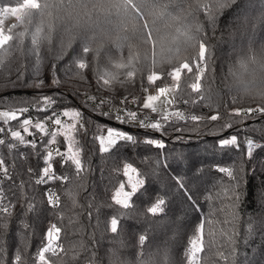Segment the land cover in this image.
<instances>
[{
  "label": "trees",
  "instance_id": "16d2710c",
  "mask_svg": "<svg viewBox=\"0 0 264 264\" xmlns=\"http://www.w3.org/2000/svg\"><path fill=\"white\" fill-rule=\"evenodd\" d=\"M22 2L0 0V7ZM212 3L213 0H72L57 5L51 15L60 36L53 34V54L65 29H73L77 41L64 57L55 61L44 58L42 49L41 89L26 87L36 79L32 51L35 46L31 44L38 24L36 10L25 9L10 25L9 34L14 39L0 48V56L7 60L0 68V110L27 107L29 112L17 121L0 122V127L5 128L0 138L4 139L7 131L18 129L26 140L35 139L37 143L33 148L4 139L5 145H0V155L11 175V179H4L0 174L3 203L12 205L10 215L0 213V220L7 223L0 234L7 264H13L14 249H26L27 264H42L38 252L49 244L50 225L61 231L54 233V251L45 253L44 264H83L79 255L82 242L94 246L97 255L104 258L103 264H108L107 254L113 248H118L121 258L129 264H137L138 252L147 258L156 253L158 246L166 247L169 264H232L230 243L223 234L232 232L235 264H264V133L259 131L264 121L254 125L256 132L249 128L242 133L238 129V138L247 135L261 145L252 157L247 156L243 142L239 148L220 146L218 136L228 129H222V125L236 119L225 109L246 108L250 103L243 85L264 79V74H257L258 69L264 73V0H237L220 12L214 29L206 19L209 10L203 8ZM197 24L209 37L205 43L211 56L206 53L203 60L198 58L196 42L189 39L196 35ZM21 32L23 45L19 43ZM80 39L86 41L87 54L82 53ZM253 56L254 62L249 59ZM80 58L88 64L87 68L79 69L73 64L74 59ZM242 58L249 60L246 68L241 65ZM182 62H188L193 73L197 64L207 67L200 79L199 93L190 87L195 82L193 74L182 71L175 108L186 115L205 118L218 112L221 119L176 121L172 127L166 125L163 135L141 127L134 129L115 119L119 106L124 107V115L127 110L139 111L145 86H173L176 82L168 73ZM152 72L159 73L161 79L149 82L147 76ZM18 73L23 74L22 81H17ZM54 75L57 84L52 82ZM101 79L111 84L104 85ZM55 94H60V99L53 107L61 113L62 124L50 129L45 117L51 115V110L41 112L39 108L43 107L42 96ZM125 98H135L137 102L129 106L122 103ZM179 98H183L182 104L178 103ZM101 101L108 103L101 105ZM65 109L79 110V122L71 116L64 117ZM25 118H31L33 125L43 121L48 134L40 133L34 126H30L34 136L25 133L21 127ZM73 123L75 130L68 128ZM185 126V131L174 130ZM109 127L126 129L136 142L118 141L108 152H101L97 137ZM58 129L55 142L49 143L51 134ZM148 139L162 141L164 147L144 143ZM8 143L17 145L11 153ZM69 143L80 154L83 168L79 174L70 161L62 163V157L55 154L57 149L66 152ZM50 149H54V175L67 179L38 184L46 166L43 158ZM127 164L136 169L144 183L124 208L115 203L113 196L121 183L129 188L125 184ZM221 167L232 168L235 178L221 173ZM241 167L243 171L238 174ZM173 177L183 178V189ZM234 184L239 185L236 191L240 194L235 222L230 215L235 197L230 191L225 194ZM70 190L74 197L68 195ZM50 194L56 196L54 203L49 202ZM157 198L166 201L163 212L148 213L147 208ZM114 216L118 219L115 234L110 231ZM201 223L203 250L193 259L188 249L191 239L200 235ZM216 227L218 232H214ZM140 235L146 236L142 246Z\"/></svg>",
  "mask_w": 264,
  "mask_h": 264
},
{
  "label": "snow or ice",
  "instance_id": "6c2138e0",
  "mask_svg": "<svg viewBox=\"0 0 264 264\" xmlns=\"http://www.w3.org/2000/svg\"><path fill=\"white\" fill-rule=\"evenodd\" d=\"M72 0H23L22 3H18L16 6H3L0 7V48H3L5 45H8L9 42L13 41L14 37L12 34H5V30L3 28V24L5 22V18L11 15L12 17L19 18L20 14L25 9H32L36 10V14L38 15V24L35 28V32L32 34L31 44L34 45V49L32 50L35 54V66L33 69V74L36 77L29 85H26V87H34L37 89L43 88V79L41 78V63H42V56L41 51L43 49L44 52V58H50L52 60H59L62 57H64L68 51L73 47L74 42L77 41V34L73 31V29H65L63 31V38L60 39L59 48L56 50L55 54H53L52 47H53V34L55 33L58 37L60 36V30L57 29L54 23V18L52 17L51 13L52 10L57 7V5L63 4V3H70ZM237 0H213V3L211 6L208 4H204L203 8L209 10V15L207 16V21L211 24L213 29L215 28L216 20L218 18V15L220 12H222L224 9H227L231 7L233 4H235ZM200 5L197 4V9L199 12ZM52 21L51 23L49 21ZM29 22H31L29 20ZM20 40L19 43L21 45L24 44V33L21 32L19 34ZM189 39L196 42L195 46H198V58L203 60L206 56V53L208 56H211V52L209 50V45L205 43L206 40L209 39L204 34L203 26L200 24H197L196 26V35L195 36H189ZM82 45V53L87 54L88 53V47L86 44V41L83 39L79 40ZM249 46L251 48V40L249 42ZM261 51L264 52V45L261 46ZM251 61H255L256 57L253 56L249 58ZM249 60L243 59L241 60V65L243 67H247ZM7 63L6 57L0 56V68H3L4 65ZM73 64L75 66H78L79 69H85L88 67V64L85 62L83 58L80 59H74ZM207 67V65L201 66L199 64L196 65V72L193 73V67L190 66L188 62H182L179 67H175L173 71L169 72L168 75L176 82L172 87H159L156 94H148L146 96V99L140 106L139 111H132L127 110L125 113V116L122 118L120 116V111L123 109H117V112L115 114V119L121 123L126 124H138L141 128L144 129H150L157 132H160L161 135H163L166 131V125L168 127H172L175 125L176 121H185L190 120L193 122H207L210 121H217L221 119L220 114L217 112L214 115H211L210 117H201L197 115H186L185 112L177 110H169V106H171L174 103L175 96L174 93L176 92V89L179 87V81L181 79V74L183 70H187V73H192L194 81L191 83L190 87L193 92L199 93L201 90V84L200 79L204 75V70ZM261 67L264 68V63L261 64ZM53 70L55 69V63L52 64ZM23 74L18 73L17 75V81H22ZM161 79V75L157 72H152L150 75L147 76V80L151 83H154L156 80ZM102 80V79H101ZM104 85L111 84V81L109 80H102ZM53 84L59 83V81L55 78V75L53 76ZM16 82H12V87L15 88ZM245 92H251L252 89L245 88ZM264 95V93H262ZM0 99H3L0 97ZM60 99V94H55V96L52 95H44L41 98V101L43 103V107L39 108V111L41 112H48L51 110V115H48L45 117L46 120L52 121L54 125L60 126L62 124V120L60 118V114L54 109V105L57 103V100ZM91 99H95L92 97ZM136 103L137 101L135 98H133L131 101H129L127 98L122 101V103ZM108 101H101L100 104H106ZM187 103V101H185ZM232 103H235V101H232ZM148 110V111H145ZM225 111L228 113L230 117H234L236 119L231 120L230 122H226L224 125H222L223 128H232L233 124H241L243 127L240 128V132L247 133L248 129L251 128L253 132H256L258 129L254 127L258 122L264 121V105L258 106V107H246V108H232L231 110H228L227 108ZM29 112V108L24 107L20 109H9L7 111H0V122H3L4 124H7L11 121H17L21 116H23L25 113ZM152 114L156 115V119L152 120ZM257 116L256 120H252L251 117L253 115ZM64 117L71 116L74 121L79 122V119L81 118V112L79 110H67L65 109L62 113ZM105 115H111V113H106ZM143 117V118H141ZM145 121H149L146 123ZM30 126H34L35 129H37L40 133L47 135V129L45 126V123L43 121H38L33 125V120L31 118H25L21 122V127L23 128V131L27 133L28 135L34 136L35 133L30 130ZM68 128L71 130L76 129V124H70L68 125ZM175 131L181 132L187 130V126H185L184 129H180L178 127L174 128ZM195 130V129H194ZM107 135H100L97 137L100 144V151L101 152H108L112 146L117 144L118 141H127V142H136V137L133 135L117 130L115 128H107ZM260 132L264 133V126H262L259 129ZM5 132L4 127H0V134ZM59 134V129L57 132H53L51 134V140L49 143H54L56 140V136ZM10 136L13 138V140L18 141L20 144H29L33 148H35L37 141L35 139L32 140H26L25 136L22 135L21 131L16 130L12 131L10 130ZM179 138V137H177ZM264 139V136L261 137ZM241 142L246 145V154L248 157H252L254 150L261 147L260 144L256 143L252 138H249L247 135L243 137H239L236 134L230 135V137L221 139L219 141L220 146H235L236 148L240 147ZM144 143H147L149 145H156L158 148L164 147V144L162 141L156 140V139H148L145 140ZM0 145H5V140L0 138ZM17 145L15 143H8L7 144V150L9 153H11ZM44 148L47 149L48 145L45 144ZM57 156L62 157V163L71 162L75 169L77 170V174L80 173V171L83 168L79 151H73V146L71 143H69L67 151L66 152H60L58 149L55 153ZM44 162L46 164L45 167L42 169V175L40 179L36 181L38 184L47 183L48 180H65L67 177H57L54 175V169L51 161L53 160V151L48 150L46 151V155L44 156ZM29 172L32 170L29 168ZM131 172H136V169L133 168L131 164L125 165V174L127 175ZM219 171L221 173H226L228 177L235 178L234 172L232 168L227 167H221L219 168ZM243 171L242 167L237 169V173H241ZM0 174H2L4 179H11V175L9 173L8 167L5 166V159L2 155H0ZM177 181V185L179 188H184L183 178L182 177H173ZM131 181V178H130ZM144 182L142 180H136L134 183H131V191H125L124 190V184L121 183L119 190L116 191L115 195L113 196V199L117 205H123L124 208H127L129 206V198L131 195H133L138 187L142 185ZM239 187L238 184H234L230 189L225 191V194L227 195V192L230 191L233 196L235 197L233 204L230 205L232 208V212L230 215L232 216L233 222H235L238 219V213L235 211L236 201L239 200L240 194L237 193L236 189ZM69 196L75 195V193L70 190L68 192ZM3 192L0 190V213L4 214L6 217L7 215L11 214L12 205L4 204L3 203ZM49 202L54 203L53 195H49ZM166 204V201L164 198H157L156 202L151 206L147 208V212L150 214H157L163 212V206ZM31 207V206H29ZM111 233L115 234L118 231V219L114 216L111 218ZM7 223L6 220H0V234H2V231L6 229ZM25 227H27L25 225ZM203 228L204 225L201 223L199 225V231L200 235L193 237L190 241V248L188 249V254L195 259L196 254L201 252L203 250ZM251 228V226H250ZM60 228H57L55 225H50L47 235L49 238V244L48 246L44 247L42 250L38 252L39 260L44 264L45 262V253L54 251L53 245H52V239L54 233L59 234ZM227 236V239L230 243V251L229 256L231 257L232 264H235V258L237 256L236 249H235V240L234 236L235 233L232 232L229 233H223ZM58 239V235L55 237ZM139 243L142 246L146 240V236L140 235ZM94 247V246H93ZM93 247H90L87 244H84L83 242L79 245L80 253L79 255L83 259V264H103V259L99 255H97L96 251L93 250ZM138 257H140L137 260V264H169L168 262V252L166 247H159L157 248L156 253L149 255L147 258H143V254L141 252L137 253ZM108 264H129L126 260L121 258L120 252L118 248H113L109 251L107 254ZM225 259H228V257H225ZM0 264H7L6 262V248L3 244H0ZM13 264H27V257H26V249L24 252H21L18 249L13 250Z\"/></svg>",
  "mask_w": 264,
  "mask_h": 264
},
{
  "label": "rangeland",
  "instance_id": "374dc122",
  "mask_svg": "<svg viewBox=\"0 0 264 264\" xmlns=\"http://www.w3.org/2000/svg\"><path fill=\"white\" fill-rule=\"evenodd\" d=\"M17 19H18L17 17H12L11 15H9L8 17L5 18V22L3 24V28L5 30V34H9L10 25L13 22H15ZM257 74H264L263 73V70L258 69ZM167 87H172V86H167ZM158 88L159 87H148V86H145L143 88V99H142V103L144 102V100L146 99V96L148 94H156ZM245 88L252 89V91L251 92H245L244 91ZM242 90H243V93H245L247 95V97H249V99H250V103L248 104V107L249 106H251V107H258V106H261V103L262 102H264V95H262V93H264V79L263 80H259L256 83H248L247 85L244 84L243 87H242ZM174 96H175V93H174ZM175 101H176V98L174 100V103L171 106H169V110H177V108H175V105H176ZM0 111H7V110H0ZM254 118H257L256 115H253L251 117L252 120ZM241 127H243V125L240 124L238 127H232V128H228V129L224 130L220 135H218L219 136V141L221 139L228 138V137H230V135H233V134L238 135L237 134L238 129L241 128ZM110 128H115L117 130H120V131H124V132L129 133L124 128H118V127H110ZM146 130H148V129H146ZM157 133H158V135H161L160 132H157ZM100 135L106 136L107 135V131L105 130V132L102 133V134H100ZM171 137H172V135H171ZM254 141L255 142H258L257 140H254ZM98 142H99V140H98ZM99 146H100V144H99ZM237 155L238 156H241L238 152H237ZM130 178H131V181H130ZM136 180H142V178L138 175L137 171L134 172V173L131 172V171H129V173L126 175V183H125V184H127L129 186V188H126L125 185H124V190L125 191H131V183H134ZM117 190H119V188ZM116 191H115V193H116ZM115 193H114V195H115ZM129 200H130V198H129ZM215 229L216 230H214V232H218L219 231V228L216 227Z\"/></svg>",
  "mask_w": 264,
  "mask_h": 264
},
{
  "label": "built area",
  "instance_id": "2783aa9c",
  "mask_svg": "<svg viewBox=\"0 0 264 264\" xmlns=\"http://www.w3.org/2000/svg\"><path fill=\"white\" fill-rule=\"evenodd\" d=\"M129 101H131V100H129ZM183 98H179L178 99V103L179 104H182L183 103ZM128 105L130 106V105H134V103H131V102H128ZM117 109H123L122 111H120V116L123 118L125 115H124V112H125V109H124V107H117ZM145 111H148V110H145ZM58 112V111H57ZM116 112H117V110H116ZM60 115H61V113H59ZM141 118H143V117H141ZM157 117H156V115L155 114H152V120L154 121L155 119H156ZM119 122V121H118ZM146 123H148L149 121H145ZM121 123V122H120ZM54 123H52V121H48V127L50 128V129H52V128H54ZM129 126H131L132 128H134V129H137V128H140V126L138 125V124H136V123H133V124H131V125H129ZM15 130H18V129H13L12 131H15ZM3 139V138H2ZM4 139H13V138H11V136H10V130L9 131H7L6 132V134H5V138ZM51 151H53V153H54V149H50ZM53 199L55 200L56 199V196L54 195L53 196Z\"/></svg>",
  "mask_w": 264,
  "mask_h": 264
}]
</instances>
